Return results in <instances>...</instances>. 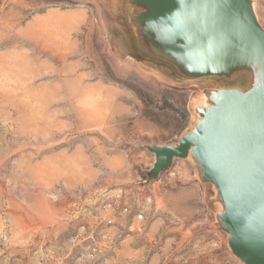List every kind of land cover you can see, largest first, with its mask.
I'll return each instance as SVG.
<instances>
[{"label": "rangeland", "instance_id": "374dc122", "mask_svg": "<svg viewBox=\"0 0 264 264\" xmlns=\"http://www.w3.org/2000/svg\"><path fill=\"white\" fill-rule=\"evenodd\" d=\"M148 14L0 0V264H257L200 151L159 168L157 149L199 133L219 92L264 83V60L213 65Z\"/></svg>", "mask_w": 264, "mask_h": 264}, {"label": "water", "instance_id": "95a60500", "mask_svg": "<svg viewBox=\"0 0 264 264\" xmlns=\"http://www.w3.org/2000/svg\"><path fill=\"white\" fill-rule=\"evenodd\" d=\"M149 14L148 32L179 33L213 65L250 52L264 60V29L247 0H136ZM204 111L200 132L177 147L157 149L158 167L202 154L203 174L218 189L229 227L257 264H264V83L249 92L221 91Z\"/></svg>", "mask_w": 264, "mask_h": 264}, {"label": "bare ground", "instance_id": "6f19581e", "mask_svg": "<svg viewBox=\"0 0 264 264\" xmlns=\"http://www.w3.org/2000/svg\"><path fill=\"white\" fill-rule=\"evenodd\" d=\"M255 13V12H254ZM256 17V16H255ZM260 24V23H259ZM213 96H214V94H213ZM216 96V95H215ZM204 99V98H203ZM207 99V98H206ZM211 98H209V100H210ZM213 99V98H212ZM215 99V98H214ZM204 101V100H203ZM207 103H210V102H207ZM205 104V103H204ZM207 105V104H206ZM212 105H217V103L216 104H213V102H212ZM205 106V105H204ZM201 107V106H200ZM206 107V110L209 108V106L207 107V106H205ZM204 108V107H203ZM201 118H203V117H201ZM201 121V120H200ZM197 150V149H196ZM195 153H196V151H195ZM194 154V153H193ZM200 155H201V158H202V154H201V152H200ZM196 159V158H195ZM197 162V161H196ZM198 162H199V160H198ZM199 164V163H198ZM200 165H201V162H200ZM202 171V170H201ZM203 172V171H202ZM218 190V189H217Z\"/></svg>", "mask_w": 264, "mask_h": 264}, {"label": "built area", "instance_id": "2783aa9c", "mask_svg": "<svg viewBox=\"0 0 264 264\" xmlns=\"http://www.w3.org/2000/svg\"><path fill=\"white\" fill-rule=\"evenodd\" d=\"M57 264H61V263H57Z\"/></svg>", "mask_w": 264, "mask_h": 264}]
</instances>
